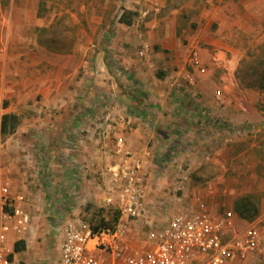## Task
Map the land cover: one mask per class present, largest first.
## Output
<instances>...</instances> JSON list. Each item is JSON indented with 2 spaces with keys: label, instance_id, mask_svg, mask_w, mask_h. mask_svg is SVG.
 Instances as JSON below:
<instances>
[{
  "label": "crops",
  "instance_id": "obj_1",
  "mask_svg": "<svg viewBox=\"0 0 264 264\" xmlns=\"http://www.w3.org/2000/svg\"><path fill=\"white\" fill-rule=\"evenodd\" d=\"M252 1L133 0V8L151 11L149 18H143L144 27L119 23L99 34L90 25L77 35L91 38L77 43V53L73 48L68 54L63 47L34 41L32 10L25 23L23 13L0 10V185L9 181L12 196L28 212L44 208L37 201V188L29 189L24 182L38 171L19 161L17 148L22 143L31 154L41 145L48 150L77 147V160L69 156L67 160L77 162V177L103 179L108 189L110 169L124 158L118 147L122 139L125 150L142 160L150 175L148 203L155 211L178 173L173 162L194 171L209 151L223 174L232 169L239 179L245 174L250 181L247 195L256 203L258 215L253 220L238 216L242 225H259L263 243L245 264H264V92H236L241 50L222 38L237 29L233 5ZM36 24L45 23L37 19ZM99 35L102 38H94ZM143 38L154 46L151 61L138 56ZM195 49L205 73L191 65ZM88 52L93 54L86 60ZM213 54L220 63L212 61ZM192 72L198 81L194 88L187 82ZM217 88L233 101L245 100L248 112L228 105L213 122L203 103L212 102ZM7 113L21 120L8 135L2 133ZM64 159L45 161V176L58 170L65 175ZM161 179H171L163 192L165 183L155 182ZM141 229V223L134 225L132 242L137 243L134 235L143 234ZM14 236L10 233V245Z\"/></svg>",
  "mask_w": 264,
  "mask_h": 264
},
{
  "label": "built area",
  "instance_id": "obj_2",
  "mask_svg": "<svg viewBox=\"0 0 264 264\" xmlns=\"http://www.w3.org/2000/svg\"><path fill=\"white\" fill-rule=\"evenodd\" d=\"M124 2L126 6L118 15L120 22L126 11L131 9V4L136 6L133 0ZM136 11L141 18L148 17L151 12L137 7ZM153 54L154 46L143 38L138 56L151 61ZM190 59L191 65L199 72H206L199 49L192 51ZM212 61L221 62L215 54ZM187 82L194 88L197 76L189 73ZM194 93L197 97L198 93ZM228 105L248 112L245 100L233 101L222 88L215 90L211 103H203L208 118L213 122L220 120V109ZM118 147L125 154L122 162L110 169L111 184L105 200L108 204H116L121 212L120 219L112 228L102 226L99 229L82 219L57 221L55 232L60 239L59 254L49 264H245L260 249L263 235L259 225L256 222L242 225L234 210L217 212L201 197L190 207L181 206L188 194L192 171L178 162H173L178 173L167 195L158 199V206L153 211L148 203L152 184L144 163L133 159L132 153L125 150L122 139L118 140ZM213 160L212 152H204L201 165ZM24 162L28 169L38 172L42 167L29 150L24 154ZM83 168L89 169L88 166ZM174 203H180V206L174 208ZM167 212L168 219L162 221L161 217ZM136 223H141L143 234L134 235L137 241L134 243L130 235ZM31 230L30 212L17 203L11 194V183L5 181L0 185V264H13L10 258L13 247L8 242L10 233L20 235L21 239Z\"/></svg>",
  "mask_w": 264,
  "mask_h": 264
},
{
  "label": "rangeland",
  "instance_id": "obj_3",
  "mask_svg": "<svg viewBox=\"0 0 264 264\" xmlns=\"http://www.w3.org/2000/svg\"><path fill=\"white\" fill-rule=\"evenodd\" d=\"M0 10L4 13L11 11L23 13L24 23L26 13L28 18L31 10L34 14V41L39 44L49 46L57 45L66 49V53H71V49L76 48L77 43H85L89 36L77 35L81 29L97 27L100 31L106 27L118 25V15L120 10L126 6L124 0H1ZM127 10V18L132 20L131 25L140 28L144 27V19L133 8ZM234 10L238 14L234 34L222 37L232 46L241 50L239 66L236 71V92L238 90L256 89L260 93L264 92V0H254L243 4H234ZM36 15V16H35ZM19 17V16H18ZM37 19L44 21V27L37 25ZM122 21V20H121ZM21 22V21H20ZM44 28L43 31L41 29ZM234 29V28H232ZM26 42H30L31 36H25ZM23 38V39H24ZM95 39L102 38L95 36ZM20 39V38H19ZM19 43V42H18ZM92 52H88L86 60L92 58ZM4 105L7 100H4ZM4 117V115H3ZM16 122V127L21 123L10 121V126ZM11 133V132H9ZM9 133H6L8 135ZM26 144H19L17 150L20 158L24 162ZM173 151V150H172ZM174 152V151H173ZM171 155V151L169 152ZM37 160L42 163L36 177L28 176L24 181L29 189L35 190L37 201L43 205L42 210L30 213L32 217V230L25 238L15 234L12 238L14 264H49L59 254L60 239L56 234V222L61 219H82L91 222L93 225L116 224L120 219L121 212L116 204H108L105 195L108 191L107 183L102 180L92 182L89 177L85 179L77 177V162L67 163L68 156L77 160V147L64 150L57 146L50 150L39 146L35 151ZM64 159L62 170L57 173L45 176L43 169L48 166L45 161ZM56 166V165H55ZM221 165L216 162H209L201 165L197 170L192 171L191 182L188 194L181 206L190 207L198 197L205 199L214 210L223 212L225 210H235L237 199L250 193V181L243 174L238 178V171L230 169L221 171ZM58 167V166H57ZM220 167V168H219ZM245 169V167L243 166ZM247 169V168H246ZM224 175L225 178H218ZM247 176V175H246ZM244 177V178H243ZM171 179H161L155 181L165 183L162 185V192L170 184ZM158 186V184H156ZM155 185V186H156ZM254 188V187H252ZM248 191V192H245ZM256 199L257 196H252ZM169 212L164 213L162 221L168 219ZM118 217V220L116 221ZM21 242V251H15L17 242Z\"/></svg>",
  "mask_w": 264,
  "mask_h": 264
},
{
  "label": "trees",
  "instance_id": "obj_4",
  "mask_svg": "<svg viewBox=\"0 0 264 264\" xmlns=\"http://www.w3.org/2000/svg\"><path fill=\"white\" fill-rule=\"evenodd\" d=\"M129 12L125 13L124 16L122 17V22H126L128 24L132 23V20H129L127 18ZM13 120L18 121V117L15 114H5L2 120V133L6 134L9 132H12L13 129L16 127V122L13 125V127H11L10 121L13 122ZM235 211L236 213L245 219L248 220H253L254 218H256V216L258 215V207L256 205V203L252 200L251 196L249 195H245L240 197L239 199H237L236 203H235ZM118 220V217L116 219V221ZM114 224H108V225H94L95 229H99L102 226L105 227H114ZM21 242H17L15 245V251H21L22 247H21ZM12 259V255L10 257Z\"/></svg>",
  "mask_w": 264,
  "mask_h": 264
}]
</instances>
